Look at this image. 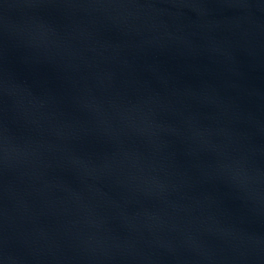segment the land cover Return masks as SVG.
<instances>
[{
  "label": "water",
  "instance_id": "water-1",
  "mask_svg": "<svg viewBox=\"0 0 264 264\" xmlns=\"http://www.w3.org/2000/svg\"><path fill=\"white\" fill-rule=\"evenodd\" d=\"M0 264H264V0H0Z\"/></svg>",
  "mask_w": 264,
  "mask_h": 264
}]
</instances>
